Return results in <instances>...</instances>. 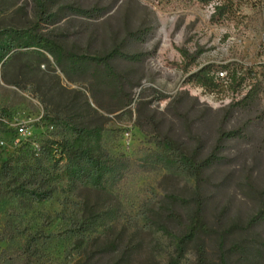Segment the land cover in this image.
Returning a JSON list of instances; mask_svg holds the SVG:
<instances>
[{
  "label": "rangeland",
  "instance_id": "rangeland-1",
  "mask_svg": "<svg viewBox=\"0 0 264 264\" xmlns=\"http://www.w3.org/2000/svg\"><path fill=\"white\" fill-rule=\"evenodd\" d=\"M263 5L251 3L242 9L244 17L215 24L209 19L213 5L0 0V52L12 48L0 56V120L9 122L0 123V171L20 144L73 137L72 126L86 127L88 144L112 156L141 161L158 150L160 136L170 135L194 160L212 152L221 159L202 179L160 166L113 186L56 192L30 206L0 194V235L6 236L0 264H164L180 248L178 264H264V102L239 104L240 97L233 100L226 91L187 82L180 51L198 53L192 69L238 62L259 70ZM76 7L104 13L88 18L73 13ZM35 23L63 46V55L20 45L15 32ZM114 46L141 53L140 62L110 61L119 79L139 85L121 86L85 57L103 56ZM233 130L237 137H222ZM200 206L202 225L188 238ZM39 233L46 236L28 242Z\"/></svg>",
  "mask_w": 264,
  "mask_h": 264
},
{
  "label": "trees",
  "instance_id": "trees-1",
  "mask_svg": "<svg viewBox=\"0 0 264 264\" xmlns=\"http://www.w3.org/2000/svg\"><path fill=\"white\" fill-rule=\"evenodd\" d=\"M162 9L179 6H209L213 5L209 19L212 23H224L244 17L242 9L249 4H264V0H151ZM264 7V5H263ZM73 13L85 17H98L104 13V10L86 9L76 7ZM52 18H50L51 20ZM38 23L30 26L29 29L16 31L14 37L22 38L20 45L23 47L37 46L39 49L49 52H55L60 57L65 52L63 46L59 45L48 36L40 32ZM11 47H5L0 52L1 58L11 51ZM184 58V71L188 73L186 81L194 82L202 88L211 92L226 91L227 95L233 96V100L241 104H251V102H264V62L259 63V70L254 66H244L238 62L229 64L216 65L214 63H205L198 69H192L198 57V53H191L188 50L180 49ZM87 57L91 61L104 66L108 70L109 76L118 80L121 86L132 79H119L117 73L110 65L113 58H120L131 62H140L141 53L123 52L118 46H114L103 56ZM88 60V62H89ZM109 65V66H108ZM110 67V68H109ZM219 70L228 71V83L216 76ZM139 83H133L132 85ZM124 90V87H121ZM238 93V95H236ZM128 94V95H126ZM131 93H125L130 96ZM166 96H159L162 99ZM130 100L131 97L129 98ZM235 102V103H236ZM50 123H60L61 120L45 116ZM0 123L8 125L5 118H1ZM156 129V128H155ZM75 136L63 138H50L36 147L28 142L20 146L2 162L0 171V194H7L16 197L24 205L30 206L36 200L51 198L54 193L61 192L64 194L73 193L85 185L95 186H113L118 184L137 171L151 170L155 167H167L182 169L184 174L197 179L203 178L204 171L218 163L221 159L212 152L200 161L194 160L190 154H186L170 135L160 136L156 141L158 150L152 154H147L141 161L127 157L124 154L110 155L108 151L101 147H93L88 144L90 132L86 127L72 126ZM222 137H237L239 130L224 131ZM218 149V148H217ZM260 217H264V206L259 212ZM186 237L193 238L195 232L202 225L201 206L194 212ZM85 230L90 225L84 224ZM46 235H31L28 242H36ZM6 236L0 235V240ZM184 250L179 249L178 257L171 256L164 264H178L184 257ZM220 264H225L224 259Z\"/></svg>",
  "mask_w": 264,
  "mask_h": 264
},
{
  "label": "built area",
  "instance_id": "built-area-1",
  "mask_svg": "<svg viewBox=\"0 0 264 264\" xmlns=\"http://www.w3.org/2000/svg\"><path fill=\"white\" fill-rule=\"evenodd\" d=\"M216 76L218 78H221L225 83H228V71L227 70H219L216 72ZM236 95H238V93H236ZM6 121V120H5ZM8 122V121H7ZM8 125H9V122H8ZM20 131H23L24 128L23 126H20L19 128ZM3 144V141L1 140L0 138V145Z\"/></svg>",
  "mask_w": 264,
  "mask_h": 264
}]
</instances>
